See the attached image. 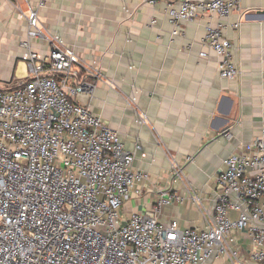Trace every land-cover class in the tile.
Wrapping results in <instances>:
<instances>
[{"label": "built area", "instance_id": "built-area-1", "mask_svg": "<svg viewBox=\"0 0 264 264\" xmlns=\"http://www.w3.org/2000/svg\"><path fill=\"white\" fill-rule=\"evenodd\" d=\"M238 11L239 0H179L167 14L176 24ZM26 19L19 41L26 76L0 89V264H201L223 253L236 230L254 243L251 259L264 264V132L223 160L205 229L165 225L153 212L124 217L123 203L145 177L133 166L135 153L77 99L94 87L79 54L42 32L36 10ZM223 28L208 25L203 45L218 55L219 77L233 80L239 70ZM33 39L45 40L44 53L31 48Z\"/></svg>", "mask_w": 264, "mask_h": 264}, {"label": "crops", "instance_id": "crops-1", "mask_svg": "<svg viewBox=\"0 0 264 264\" xmlns=\"http://www.w3.org/2000/svg\"><path fill=\"white\" fill-rule=\"evenodd\" d=\"M178 2L0 0V89L26 76H16L25 64L19 41L26 39V16L36 10L42 32L73 48L94 83L89 97L77 99L117 132L135 153L134 168L144 172L122 215L153 212L165 225L205 229L223 160L264 132V0H239V11L223 20L202 15L175 24L167 12ZM218 22L233 44L239 70L233 80L219 77L218 55L203 45L207 26ZM30 46L46 50L45 40ZM222 245L223 253L201 264H256L245 231L231 232Z\"/></svg>", "mask_w": 264, "mask_h": 264}, {"label": "rangeland", "instance_id": "rangeland-1", "mask_svg": "<svg viewBox=\"0 0 264 264\" xmlns=\"http://www.w3.org/2000/svg\"><path fill=\"white\" fill-rule=\"evenodd\" d=\"M25 74H26V72H25V64L20 63V64L18 65V68H17V71H16V76H17V77H22V76H24Z\"/></svg>", "mask_w": 264, "mask_h": 264}]
</instances>
